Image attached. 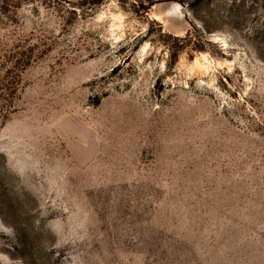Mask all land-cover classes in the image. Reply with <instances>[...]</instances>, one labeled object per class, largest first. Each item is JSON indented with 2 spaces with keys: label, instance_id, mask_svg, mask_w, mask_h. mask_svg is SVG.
I'll use <instances>...</instances> for the list:
<instances>
[{
  "label": "rangeland",
  "instance_id": "1",
  "mask_svg": "<svg viewBox=\"0 0 264 264\" xmlns=\"http://www.w3.org/2000/svg\"><path fill=\"white\" fill-rule=\"evenodd\" d=\"M0 264H264V0H0Z\"/></svg>",
  "mask_w": 264,
  "mask_h": 264
},
{
  "label": "water",
  "instance_id": "2",
  "mask_svg": "<svg viewBox=\"0 0 264 264\" xmlns=\"http://www.w3.org/2000/svg\"><path fill=\"white\" fill-rule=\"evenodd\" d=\"M181 14H184L182 10H181Z\"/></svg>",
  "mask_w": 264,
  "mask_h": 264
}]
</instances>
